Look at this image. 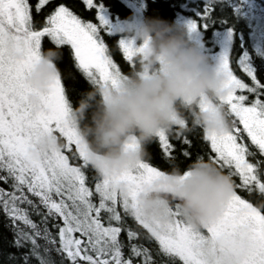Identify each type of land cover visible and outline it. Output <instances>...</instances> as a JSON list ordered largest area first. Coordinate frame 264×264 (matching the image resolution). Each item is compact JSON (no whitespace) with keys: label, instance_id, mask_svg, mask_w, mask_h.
<instances>
[{"label":"snow or ice","instance_id":"obj_1","mask_svg":"<svg viewBox=\"0 0 264 264\" xmlns=\"http://www.w3.org/2000/svg\"><path fill=\"white\" fill-rule=\"evenodd\" d=\"M147 6L139 0L138 10ZM179 7L190 13L182 21L190 42L225 76L227 92L217 103L227 131L181 132L191 127L181 120L157 133L150 143L157 145L155 157L148 144L135 167L101 176L88 165L71 118L75 101L65 79L74 80L72 73L65 77L59 69L39 113L26 102L25 77L47 37L71 45L74 68L88 85L115 87L138 67L130 25L114 22L105 0H73L71 6L66 0H0V212L11 233L0 237V264H264V74L255 64L264 62V0H192ZM14 51L24 54L23 62ZM114 51L126 63H118ZM190 133L206 148L195 159L226 172L234 189L199 230L178 205L168 207L167 223L145 217L138 206L154 181L174 167H189L196 147ZM44 136L63 147L41 150ZM240 241L246 242L242 254Z\"/></svg>","mask_w":264,"mask_h":264},{"label":"clouds","instance_id":"obj_2","mask_svg":"<svg viewBox=\"0 0 264 264\" xmlns=\"http://www.w3.org/2000/svg\"><path fill=\"white\" fill-rule=\"evenodd\" d=\"M125 23L130 25L127 35L137 45V70L112 88L90 85L71 110L86 146L87 163L101 176L135 167L146 158V146L157 133L171 131L181 120L191 122L181 132L200 128L219 135L228 128L226 114L217 103L227 92L225 76L190 42L185 25L147 16L131 17ZM58 48L54 43V48L40 52L25 77L30 89L26 102L33 113L43 110V97L59 73ZM13 58L23 62L24 54L14 51ZM38 147L55 151L63 145L44 136ZM120 189L126 190L123 185ZM233 190L226 172L210 160L197 158L187 169L174 167L154 181L139 197L138 206L145 217L167 223L168 207L178 205L184 220L199 230L219 215ZM236 248L242 254L246 242H238Z\"/></svg>","mask_w":264,"mask_h":264},{"label":"trees","instance_id":"obj_3","mask_svg":"<svg viewBox=\"0 0 264 264\" xmlns=\"http://www.w3.org/2000/svg\"><path fill=\"white\" fill-rule=\"evenodd\" d=\"M67 3L71 6L73 0H66ZM78 2V0H77ZM107 6H109L108 10L110 13V17L113 19L114 22L119 21L121 24L125 23L131 17H159L160 19L166 20L169 23L175 22H182L183 19H186L185 15H190V13L185 12V9L179 7V5L189 4L191 6L192 0H146L147 8L144 10H138L139 0H105ZM257 2H261V0H257ZM76 10V9H74ZM80 11V10H77ZM245 35H247V29L244 28ZM109 44L112 47H115L113 41L109 40ZM54 48V42H52L47 37L42 38L41 45H40V52H44L48 49ZM59 53L61 54L60 59L57 61V67L61 70V72L67 77L69 72L75 77L74 80L65 79V86L69 91L71 98L75 101H78L80 95L83 92L89 90L90 85L83 79V77L79 74V72L74 68V64L71 60L72 56V49L68 44L60 45L58 48ZM114 58L117 60L118 63L122 65L126 62L122 61V55L118 51L113 52ZM255 64L258 67V72L264 74V62L260 61L259 59L255 60ZM237 74L240 75L247 81V78L243 76L242 73H239L237 70ZM75 89V91H73ZM74 104H71V108ZM192 136L196 143V147L193 149V158L190 161L192 163L195 160L197 155L204 154L206 151L204 142L202 138L194 136L193 134H189ZM202 137V133H201ZM175 143V141H174ZM148 152L155 157L157 151L156 144L148 145ZM161 167L164 170H168L169 166L167 164H161ZM89 177L93 175L92 172L88 173ZM247 196V194H245ZM255 199V198H254ZM35 219V218H34ZM6 223V219L2 212H0V237L3 235H7L9 238L11 237V233L7 231L4 227Z\"/></svg>","mask_w":264,"mask_h":264},{"label":"rangeland","instance_id":"obj_4","mask_svg":"<svg viewBox=\"0 0 264 264\" xmlns=\"http://www.w3.org/2000/svg\"><path fill=\"white\" fill-rule=\"evenodd\" d=\"M138 18V17H137ZM70 47H71V45L70 44H68Z\"/></svg>","mask_w":264,"mask_h":264}]
</instances>
